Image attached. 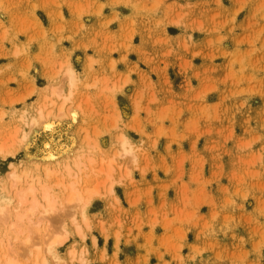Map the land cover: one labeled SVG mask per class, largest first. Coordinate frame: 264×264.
I'll return each mask as SVG.
<instances>
[{"label": "rangeland", "instance_id": "rangeland-1", "mask_svg": "<svg viewBox=\"0 0 264 264\" xmlns=\"http://www.w3.org/2000/svg\"><path fill=\"white\" fill-rule=\"evenodd\" d=\"M54 41L78 50L40 71L36 48ZM88 51L101 56L85 62ZM69 67L76 97L58 117L46 94L67 88ZM42 105L54 115L32 128ZM122 134L138 162L117 157L114 194L96 196L85 221L64 185H105ZM204 143L208 154L197 152ZM0 144L17 148L0 156V264H264V0H0ZM83 151L94 159L85 171ZM30 158L14 187L10 162ZM31 180L50 186L57 206L17 221ZM109 221L118 225L108 242Z\"/></svg>", "mask_w": 264, "mask_h": 264}, {"label": "bare ground", "instance_id": "bare-ground-1", "mask_svg": "<svg viewBox=\"0 0 264 264\" xmlns=\"http://www.w3.org/2000/svg\"><path fill=\"white\" fill-rule=\"evenodd\" d=\"M66 73L68 75L67 81L69 84L67 86V88H64L63 86H60L59 84L54 83L48 87L49 92L46 94V97H50L49 99H47V100H49V103H50L48 105V107L50 105L54 106L55 104L56 105L58 104L59 111L57 110L58 113L55 114L58 117L65 116V114H66L64 112L65 105L68 104V102H70V101H74V99L76 97V86H77V81H78V75L75 72V69H73L72 67L67 68ZM53 97H59L62 99V101H57V99H54ZM79 107H80V105L76 106V108H79ZM44 109H45L44 105L40 106L39 116L34 117L32 120V128L34 125H37L39 120L41 121V120H43V118L45 116L49 117L53 113L52 112L53 110L51 108L48 109L46 112H44L45 111ZM66 111H67V108H66ZM72 113H73V111H72ZM53 115H54V113H53ZM46 122H47V120H46ZM50 122H52V120ZM42 124H43V122H42ZM47 124H49L48 126H50V128H51V126H52V128L54 127L53 124H50V123H47ZM45 126L46 125L44 124L43 127L45 128ZM47 127H46V129H47ZM30 132H31L30 130H29V132H25L23 135V138H28L30 135ZM118 139L121 142V147H120V149H118L115 152L114 157L111 158V160L108 162V170H105L106 174H107V177L104 180L106 183L105 185H103L102 187H100L99 185H95V186H90V187H86V188L82 189L81 187H79V185L81 182L84 181L83 177H77L76 179L70 181L69 184L64 185L65 189L68 187L70 190V194H69V196H67V202H69L70 205H73L76 203V205H78L80 207V210L82 212V215H83L85 221H87V219H88L87 218L88 215L86 213L88 206L92 203V201L96 198V196L103 194L104 191H107L110 194H114L115 184L117 183V180H116L117 177H115V173L117 174L116 165H118V158L117 157L120 155L123 157L130 158L131 160H133V163L138 162V152H137L136 148H134V145L132 144L130 137H128V135H126V134H122V135H120V137ZM53 146H52L51 140L48 139V137H47L44 140V146H43L44 150L46 151V156H45L46 159H53L55 157V156H53V151H54ZM82 150H84V148L83 149L81 148V151ZM16 152H17L16 147L13 149H8L6 144H0V156L6 157L9 154L15 155ZM84 156H85V152L83 151V152L78 153L76 158L75 157L74 158H75V162L77 163V166L84 164V171H85V169L87 167H90V163H93L94 159H93V156H90V161L85 162L83 160ZM30 160H32V158H30L27 161L21 160L20 162H14V161L10 162V164H9L10 169L8 170L7 174H8V177L10 178V180L12 181V185L14 187L23 178L29 177V176L24 177V175L29 174V173H27L28 172L27 164H28V161H30ZM126 167L127 168H124V169L122 168L123 173L120 175V177L131 175L130 166H126ZM79 168L82 169V166ZM67 169L70 171L71 168L67 167ZM101 170H103V169H101ZM53 172H54V170H49V169L47 170V174H51ZM38 183L39 182H36L35 180H31V182L26 183L24 187H22L21 189L18 190L20 206L23 208L16 213L17 221H23V220H25V218L32 219L35 216H37L38 219H40V218L42 219L43 213L52 212L55 210V207L57 206L58 200L52 194L51 187L38 185ZM62 185H63V183H62ZM102 188H104L105 190H103ZM113 200L115 201L116 197ZM7 208L8 207L6 206V200L4 199V197H2L0 199V210H2V212H5V211H7ZM41 215H42V217H40ZM40 220H38V221H40ZM14 223L15 222H13L12 225H14ZM77 229H78V232L81 233V227L78 226ZM44 236H47V235L45 234ZM67 237H68V231L67 230L62 232V233H58V234L52 236L51 238L47 236L46 238H48V239L50 238L49 242L47 243L48 251L50 253H53L54 250L56 249V246L59 244H62L66 240ZM29 239H30V236L29 237L27 236L26 238H24V241L29 242ZM94 241H96L95 237H94ZM70 253L72 254V258H73L75 256V249H71ZM5 264H17V262H15V260L11 257H6ZM33 264H38V263H37V261H35ZM43 264H47L46 260L43 261Z\"/></svg>", "mask_w": 264, "mask_h": 264}, {"label": "crops", "instance_id": "crops-1", "mask_svg": "<svg viewBox=\"0 0 264 264\" xmlns=\"http://www.w3.org/2000/svg\"><path fill=\"white\" fill-rule=\"evenodd\" d=\"M54 48H55V50H53V48H52V45H49V44H47V45H39V47L38 48H36V57L38 58V64H39V70L40 71H42L43 69H44V66H47L46 64L48 63V64H51V61H54V60H56L57 58H54V55H55V53H62V52H64V50H72V52L74 53V52H76V50H78L77 49V47H74L73 46V44L71 43V44H67V43H63L64 44V47H62V45L61 44H58L56 41H54ZM79 48V47H78ZM83 50V49H82ZM100 56H101V54L98 52V51H93V52H91V51H88V52H86V56H85V59H84V61L85 62H88V61H96V60H98V58H100ZM52 57V58H51ZM56 57V56H55ZM45 62V63H44ZM91 65V64H90ZM100 75H102V74H100ZM123 76H125V73L124 74H122V75H120V78L121 77H123ZM117 77H119V75H116V77L115 78H117ZM95 82V81H94ZM93 82V83H94ZM137 84L139 85V81H137ZM138 87V86H137ZM137 89V88H136ZM183 145V144H182ZM184 147V146H183ZM208 147H206L205 146V143H204V145H203V147L202 148H198V151L197 152H200V153H202V154H208ZM120 200V206H122L123 205V207L125 208V209H129V210H131L132 208L131 207H129L128 205H124L122 202V199H119ZM119 222H121L122 223V221H119ZM123 224H129L128 226L129 227H133L134 226V222L133 221H123ZM117 223H116V221H109V226H108V234H109V237L107 238V241L109 242L110 241V239H115V237H114V233H117V232H115L116 230H117ZM100 233V232H99ZM133 233H135V230H133ZM100 236H101V234H100ZM103 237V236H102ZM104 238V237H103ZM106 239L104 238V241H105ZM97 241H98V236H97ZM135 254V251H132V255H134ZM132 255H130V257H132ZM125 263H127V261H125Z\"/></svg>", "mask_w": 264, "mask_h": 264}]
</instances>
